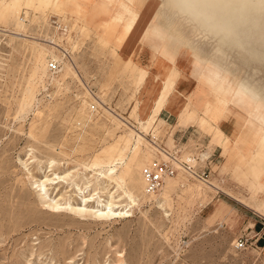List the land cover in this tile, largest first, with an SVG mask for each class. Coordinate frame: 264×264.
<instances>
[{
  "label": "rangeland",
  "instance_id": "374dc122",
  "mask_svg": "<svg viewBox=\"0 0 264 264\" xmlns=\"http://www.w3.org/2000/svg\"><path fill=\"white\" fill-rule=\"evenodd\" d=\"M254 2L264 3L210 4L245 34L252 52L240 62L239 45L217 55L209 30L161 12L163 0H130L132 12L120 0H0V264H264V109H254L264 97L240 85L264 94V5ZM141 16L159 19L160 46L150 30L135 35ZM221 68L227 96L214 92ZM167 102L182 103L177 123L196 130L177 138L159 117ZM164 161L171 176L150 194L143 168ZM84 195L94 197L84 214L47 207H82ZM101 201L124 214L95 217Z\"/></svg>",
  "mask_w": 264,
  "mask_h": 264
},
{
  "label": "bare ground",
  "instance_id": "6f19581e",
  "mask_svg": "<svg viewBox=\"0 0 264 264\" xmlns=\"http://www.w3.org/2000/svg\"><path fill=\"white\" fill-rule=\"evenodd\" d=\"M163 1L165 3V6L162 7L161 12L166 13V12H169L171 10H177L178 14H181L180 17L178 16L179 17L178 19H183L187 22H194V24L201 25L202 27L208 29L209 35L207 36L208 39L206 41H208L211 46L213 45L212 50L216 51L217 55L221 54L222 56H224L227 54L225 47H224L225 43H230L232 46L239 45V55L236 57V59H238L240 62L246 60L245 56H244L245 53H251L252 52V50L250 48H248L245 43H242L241 39H242V37L245 36V34H240V35L235 34L234 35L229 30V28H227L226 26H223L220 23L221 17H218L216 15V13L214 12L213 8L210 7V4L212 2H214L215 0H206V3L203 6L197 5L195 3V0H163ZM120 2L124 3L128 8H130V10H129L130 12L133 11V7L131 6L130 0H120ZM263 5H264V3L262 4V3L254 2L250 6L255 7L257 9V7L261 8V7H263ZM256 9H254V10H256ZM142 17L143 16H141L139 18V20L137 21L138 23L136 25L135 35L141 36V35L148 33V31L150 30V35H149L150 41L157 44L158 46H160L162 44V42L165 40V38L167 36V32L161 30V28L156 26L152 22L153 18L148 17L147 20H145V22L143 23ZM168 20H170L172 22V20H173L172 16H169ZM194 34H195V32H194ZM192 43H194L195 45L198 44L194 41H192ZM214 55H215V53H214ZM227 56H230V55L227 54ZM217 58L219 59V57H216V55H215V59H217ZM226 60H228V59H226ZM216 64H219V63H216ZM233 64H236V61L235 62L233 61ZM259 64L264 65V60H260ZM223 68H221V71H222V74H224L225 78L220 79L219 75L216 76V79H214V80H216L218 82L217 83L218 85L214 88V92L218 93L220 90H224V95L227 96L228 95L227 85H228V80H229L228 78L229 77H228V73H227L226 69H223ZM247 83H249L256 91H259V94L264 97V94L260 91V89H258L254 84L252 85V83L249 80L241 82L240 85L242 87V92L246 89L245 84H247ZM225 105H227V104H225ZM254 109L256 111L257 110L260 111L261 109H264V99L263 98L256 100L255 105H254ZM227 110L229 111V106L227 107ZM260 118L264 119V117H262V116H260ZM141 145H142V141L139 138L136 139L134 150L137 151L141 147ZM162 154L167 156V151L165 152L162 149ZM192 161L195 162V159ZM171 162L176 164L180 168L186 170V172L190 176H192L194 178L198 177L196 175L195 171H193L191 169H187L183 165L181 166L180 162L175 157L172 159ZM99 175H101L103 177L110 178L104 172H100ZM166 176H171V175L169 173L164 174L160 187L154 191H148L147 190V192L150 194H156L160 190H162L163 182H164ZM58 178H61V176H59ZM52 180L54 181V178H48L47 179V181H52ZM201 182H203V181H201ZM140 183L141 184L144 183L143 178L140 179ZM93 198H94L93 195H87V196L84 195L82 201L80 202V205H82V207H73L72 203H68L69 207H65V206L63 207L61 205L62 204L61 202H59L55 199H51L50 202L47 204V207L52 211H61L62 212V210H64V209H71L72 211H74L77 214H84L85 211L88 210V209H86L85 206H88L89 203L92 202ZM132 202H134V198L131 197V203ZM119 208H121V206L113 204L112 201L111 202L108 201L106 203H102V201H101L97 206H95V208L92 212H93L94 216L97 218H101V219H107L108 218L109 219V218H113V217L114 218L120 217L122 214H124V212H122L124 209L122 208L120 210Z\"/></svg>",
  "mask_w": 264,
  "mask_h": 264
},
{
  "label": "crops",
  "instance_id": "0c3cea01",
  "mask_svg": "<svg viewBox=\"0 0 264 264\" xmlns=\"http://www.w3.org/2000/svg\"><path fill=\"white\" fill-rule=\"evenodd\" d=\"M157 26L159 27V28H161V30H163V31H165V29H163L164 27L163 26H161V25H159L160 24V22H159V19H157ZM177 42L178 41H176L174 44H173V46H172V48H171V51L172 52H174V49L176 48V46H177ZM197 46H199L198 44H196ZM199 48V49H198ZM198 48H193V47H191V48H189L190 49V55H191V61H193V63L194 64H197V62L198 61H203L202 59V57H203V48H201L200 46L198 47ZM202 56V57H201ZM177 58V57H176ZM194 58V59H193ZM169 102V101H168ZM166 103V105L165 106H163L162 108H161V110L159 111V117L160 118H162V119H164L167 123H170L171 125H175L176 126V128H175V136L178 138V135H179V138L182 136L183 137V135H185V133H186V131L188 130V132L189 131H191L190 129H191V127H192V129H194V130H196V128L194 127V121H190V122H188V123H186V124H179V123H177V119H178V117H177V112L184 106L182 103ZM169 104V105H168ZM177 110V111H176ZM240 112V111H239ZM241 113V112H240ZM171 114H173L174 115V120L172 121V122H170L171 120H170V116H171ZM247 123V122H246ZM242 125L243 126H245L246 124H245V122L243 121L242 122ZM246 127V126H245ZM225 128V127H224ZM249 128V127H248ZM250 129V128H249ZM223 131H225L226 133H227V131H231L228 127L227 128H225ZM179 132V133H178ZM178 133V134H177ZM187 135V134H186ZM225 135V134H224ZM225 136H227L228 138H229V136L228 135H225ZM222 146L221 145H219V144H217L216 146H215V148H221Z\"/></svg>",
  "mask_w": 264,
  "mask_h": 264
},
{
  "label": "built area",
  "instance_id": "2783aa9c",
  "mask_svg": "<svg viewBox=\"0 0 264 264\" xmlns=\"http://www.w3.org/2000/svg\"><path fill=\"white\" fill-rule=\"evenodd\" d=\"M55 65V63H53V66ZM173 170L170 169V167L168 166V163L164 161V163H162V165H160L159 167H156L155 169L150 167V166H145L143 168V175H144V179H145V187L148 191H154L157 190L163 180V175L166 173H171ZM247 238L243 237V236H239L236 239V245L238 247H242L244 246L245 242H246Z\"/></svg>",
  "mask_w": 264,
  "mask_h": 264
}]
</instances>
